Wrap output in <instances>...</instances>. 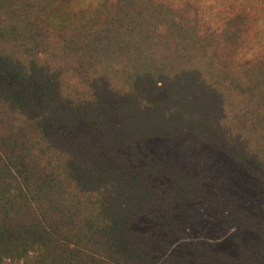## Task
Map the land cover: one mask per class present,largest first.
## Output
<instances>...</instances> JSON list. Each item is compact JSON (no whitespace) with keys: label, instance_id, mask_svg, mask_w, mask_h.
<instances>
[{"label":"trees","instance_id":"obj_1","mask_svg":"<svg viewBox=\"0 0 264 264\" xmlns=\"http://www.w3.org/2000/svg\"><path fill=\"white\" fill-rule=\"evenodd\" d=\"M0 264H264V0H0Z\"/></svg>","mask_w":264,"mask_h":264}]
</instances>
